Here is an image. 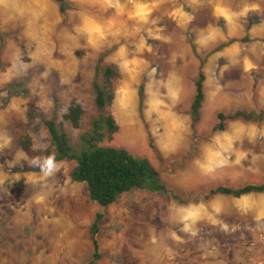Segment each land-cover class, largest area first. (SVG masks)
I'll list each match as a JSON object with an SVG mask.
<instances>
[{"label": "rangeland", "instance_id": "374dc122", "mask_svg": "<svg viewBox=\"0 0 264 264\" xmlns=\"http://www.w3.org/2000/svg\"><path fill=\"white\" fill-rule=\"evenodd\" d=\"M67 1L62 15L55 0H0V264H89L99 213L95 264H264V193L206 199L264 182V0ZM100 60L119 72V131L101 146L147 158L185 204L135 189L102 208L74 162L36 157L51 144L45 120L77 146L90 130ZM73 103L80 129L64 118Z\"/></svg>", "mask_w": 264, "mask_h": 264}, {"label": "trees", "instance_id": "16d2710c", "mask_svg": "<svg viewBox=\"0 0 264 264\" xmlns=\"http://www.w3.org/2000/svg\"><path fill=\"white\" fill-rule=\"evenodd\" d=\"M59 4L60 12L66 15L70 9L67 0H55ZM119 72L113 65H104L103 61L96 67V79L93 84L95 104L100 114L95 118L90 130L80 136L79 145H75L64 126L55 120H45L44 124L50 137V147L36 154V157H46L49 163L54 165L58 162H74L72 171L73 181L85 184L90 199L102 208H107L118 201L120 196L133 190L145 191L153 194L170 196L173 200L185 204L174 192L167 187L159 171L147 158H136L123 148L101 146L106 140L112 141L119 131V125L111 112L115 99L114 81ZM206 76L203 70L199 72L195 82L196 95L192 105V119L194 126L201 121V110L205 100L204 84ZM140 101L143 102V88L139 91ZM85 115L84 108L73 103L65 120L73 128L80 129ZM245 117L247 119H259L255 115L237 113L233 118ZM217 131L225 130L226 117L219 114ZM20 147L28 155H33V141L29 136L20 138ZM153 148V142L151 141ZM264 193V182L249 184L242 187L218 186L211 189L206 199L214 196H226L242 198L251 194ZM103 219L101 213L97 214L96 221L90 228L91 240L94 247L92 261L89 264L99 262L103 256L98 240L99 223Z\"/></svg>", "mask_w": 264, "mask_h": 264}]
</instances>
